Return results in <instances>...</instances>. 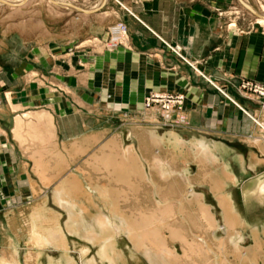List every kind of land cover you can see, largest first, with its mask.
I'll use <instances>...</instances> for the list:
<instances>
[{
	"label": "crops",
	"instance_id": "0c3cea01",
	"mask_svg": "<svg viewBox=\"0 0 264 264\" xmlns=\"http://www.w3.org/2000/svg\"><path fill=\"white\" fill-rule=\"evenodd\" d=\"M119 1L126 7L106 0L93 14L71 17L59 37L54 12L40 33L38 22L0 10V181L8 182L15 196L20 187L30 196L45 193L27 209L6 207L0 199L2 263L20 262L21 240L26 242V258L32 255L40 242L36 232L43 228L55 231L47 243L63 250L65 229L111 247L121 232L131 240L133 236L137 245L145 243L146 234L161 239L156 230H137L147 229L153 220L166 222L168 196L185 194L175 181L184 180L187 160L201 165L216 199L232 197L238 222L247 226L230 190L238 173L264 170V128L259 125L264 124V105L240 92L238 85L243 78L264 83V23L255 22L257 16L244 7L255 18L250 19L252 26L239 17L236 28H226V19L216 17L211 7L235 0ZM118 21L127 27L120 43L114 28V39L108 30ZM77 23L82 28L76 33ZM67 45L74 49L68 62L53 65L56 52L71 49ZM40 73L48 80L60 79L65 90L46 95L38 85ZM178 90L186 98L184 124L160 128L158 114L143 110L142 101L150 92ZM235 124L247 133H236ZM114 126L118 131L108 136ZM106 179L112 185L95 188ZM172 179L173 191L168 192L165 183ZM99 193L108 194L114 207ZM57 196L99 198L103 205L92 198L84 217L101 210L118 232L87 234L79 208L60 207ZM178 207L182 210L181 203ZM253 229L261 235L257 225Z\"/></svg>",
	"mask_w": 264,
	"mask_h": 264
},
{
	"label": "rangeland",
	"instance_id": "374dc122",
	"mask_svg": "<svg viewBox=\"0 0 264 264\" xmlns=\"http://www.w3.org/2000/svg\"><path fill=\"white\" fill-rule=\"evenodd\" d=\"M66 1L83 7V6L94 5V3L97 0H66ZM113 1L120 3V5L122 7L125 6L119 0H113ZM133 1L135 2V0H133ZM248 2L258 12H260V11L264 12V0H248ZM0 10L8 11L7 13L19 12L18 14L21 13L23 17H26V19H28V23L34 24V23L38 22L39 28H40V30H39L40 33H42L43 31L45 32V27H46V23L48 20V15L50 16V15H52L51 13L54 12V22H55L54 23V25H55L54 30H55L57 37H59L63 34L64 29L67 28V26H68V25L66 26V23L68 22V20L71 17L73 18L75 16H77V17L78 16H84V14H78L77 12H72V11H68V10H64L62 8H59L56 5H54L52 2H50L49 0H26L24 2V4H21L19 6H15V7L14 6L1 5ZM211 11H212V13H214V15H216V17L226 19V22H225L226 28H236V26L238 24V18L239 17H241V20L242 19L247 20L248 28L252 26L251 22L253 23V21H255L254 17H253L254 19L249 18V16H248L249 13L244 9V6L241 5L239 0L232 1V2L227 3V4H223V3L215 4V6L211 7ZM109 13H110V11H108V14ZM108 14H106V15H108ZM85 15H88V14H85ZM250 19L253 21H251ZM255 22H257V21H255ZM74 25H76V26H74ZM73 26H74V28H73L74 31L77 33L82 28L81 27L82 23L73 24ZM116 26H119V21L115 22L114 24H111L108 28L109 34H110V36L113 37V39H114V36L112 34L111 28H115ZM125 38H124V36H120L118 39L119 43H120V41L123 42ZM91 41L93 42V39H91ZM78 45H79V43L75 44L73 47L76 48ZM68 47H71V49L69 48L70 50H68L66 52H62V53L56 52L55 53V55L53 57V61H52L53 65L56 64L57 66H59L60 64H62L61 61L68 62V58H70L69 56L72 55L74 52V49H72V45H69V46L67 45V48ZM40 55L42 56V54H40ZM76 65L77 66L82 65V63L79 61V59L76 60ZM62 69H64V68H62ZM50 71H52V74L54 73V75H56V73H57V75H59L58 74L59 70H57V69L56 70L51 69V70H49V72ZM47 76H52V75H47ZM60 76H63V74L60 73ZM33 77L35 78L36 74ZM45 77L46 76H43L42 73L39 74V76H38L39 84L38 85L42 84V86L45 87L44 91H45L46 95L53 94V93H59V92L62 93L63 90H65L64 85L59 86L61 84L60 79L57 80L56 77H52V79L48 80ZM32 85H36V84L32 83ZM34 87H36V86H34ZM238 90L240 92H243L247 96H252V97L257 98L260 101V103L262 105H264V99H261L262 96L260 94V93L264 92V83H261V82H258L256 80H252L249 78H243L242 82L238 85ZM150 93H152V94L157 93V94H173V95L178 94V95H182L184 98V104L186 105L185 94L182 91H179V90L178 91H160V92L155 91V92H150ZM150 93H148L146 96H148ZM145 97H144V99H145ZM143 103H144V100L142 101V107H143ZM144 109L145 108H143V110ZM185 111L183 113H186ZM155 113L158 114V118H159V124L158 125L160 128H171V127H174L177 125L179 126V125L184 124V122H181V121L180 122L176 121L173 124H165L163 117L161 116L160 112L157 110V112H155ZM184 121H185V119H184ZM171 125H173V126H171ZM235 128L237 130L236 133H241V134L247 133V129L243 126H240V125L237 126L235 124ZM118 129H119L118 126L117 127L114 126L112 131L109 132L108 136H111L112 134L117 132ZM123 137H124V142L126 143L125 145L129 144L130 143L129 142V134L125 133ZM186 163H187V168H189L188 173L185 174L184 180L175 181L177 183V189L183 188L184 193H185L186 188L184 186V183H188L187 185L191 186V188L195 192L201 193L202 195H204L203 199H201V201H198V202H193L192 204L184 202L185 206L183 207V209L180 212L182 215L178 211L174 210L173 213H171L170 219H168L166 222L162 223V222H158V221L153 220L150 222V226L147 229L143 228V229L137 230V231L142 232V233L146 230L158 231L160 236H161V240L164 243L163 245L160 242H158L154 236L146 234V237L144 238L145 243L143 244L145 247L147 246L145 248L143 245L142 246L140 244L137 245L134 242L133 236H131V237H132V240L134 243L132 242L131 239H129L127 237L126 233L121 232L122 235H119L117 237V243L114 244V248H115L114 250L116 252L115 256L117 257V258L115 257L116 258L115 264H157V262L153 259H157V261L162 263V264H169L168 261L163 257V255H161L159 252L160 250L162 251V248H167L168 250L171 249L175 252L176 255L184 257V253L189 252L188 248H189L190 244H193V241L196 239L203 245V247H205L204 246L205 244L202 243L203 240L204 241L206 240L207 242H209V246L212 249V251L210 253L206 254V256L210 255L211 258L206 257L209 259L207 261L206 258H204L205 254L202 251H200V253H199L200 255L198 257H195V255L191 253L192 256L194 257L192 260L193 262H189L187 264H208L209 261H212L214 258L216 260V257L219 258L220 263L225 258L228 259V261H231V259L233 258V261H236L237 264H264V197H262V199H259V198H255V197H247L246 198L243 196V189H244V186L247 184V182L254 176L263 175L264 170L259 172L256 175H252L249 171H247L244 174L238 173L237 182L235 183V185H231L232 188L230 191L232 192V194L236 200V203L240 207L242 214L244 215V218L247 221L246 222L247 223L246 228L241 230L242 236H243L241 241H240L241 246H242V251L239 252V259L234 260V257H235L234 254L235 253H233L232 244H230V243L228 244L229 249L226 248L227 252H225V253H223L222 249L220 250V247H217L219 245L214 244L215 245L214 246L212 244L213 242H211V239L207 238L209 236H207L206 229L203 227V226H205V223L202 224L200 222V220L198 221V218L200 216L198 217V215H195V214H197L198 211L200 213L199 208H200V205L202 203L204 206L207 207L208 211H210L211 213L213 212V214L216 216V221L218 223L217 224L218 227L216 229V235H217L218 239L225 236V232L222 230L223 221H222V217H221L220 205L217 202L216 197L212 195L211 191L209 190V187L207 186V182L205 181V179H204L205 177L202 173L201 165L197 166L196 163H192L190 160H187ZM183 170L186 171V169H183ZM112 182H113L112 180L110 181V180L106 179L105 183L103 185L96 184L95 188H97V186H103V187L108 188L107 184H111ZM137 182L139 183V181H137ZM171 182H174V180L173 179L168 180L165 183V187L168 188V192H170V190L173 191L172 189H170ZM152 183H154V182L152 181ZM140 184H141V182H140ZM137 188L138 187H136V189ZM0 189L2 190V195L0 196V199L2 201V204L6 207H9V206L15 207L16 206L17 208L27 209L28 207H30L34 203L41 201L45 195V193H41L40 195L30 196V194L26 191L25 188L20 187V191H18L17 195L15 196L13 187H11L10 184L8 182H5V181L4 182L0 181ZM50 189L51 188H49L48 191H50ZM94 192L95 191L92 190L91 193H94ZM186 194L187 193H185L184 195H186ZM170 197L171 198L167 200L168 202L171 201L174 196H170ZM92 198L94 200H96L100 205H103V203L101 202V200L99 198H97L95 196H93ZM122 198H120V200ZM123 199L126 200L125 198H123ZM129 199H133L132 196L129 197ZM8 200H10V201H8ZM147 203L148 202H145L144 206H147ZM192 207H195L196 209L195 208L192 209ZM152 210H153V206L151 207L150 211H152ZM193 210H198V211L194 212ZM92 211H94L93 208H92ZM175 211L177 213H175ZM182 211H183V213H182ZM190 213H192L193 215H191ZM55 214H57V213H55ZM187 215L188 216H190V215L194 216L195 215V217H193V218L196 219V217H197V223H195V221H196L195 219H194V222L192 223V220L189 219L192 217H188ZM182 216L184 217V219ZM176 217L181 218V219H177ZM60 218H61L62 225L64 226L65 220H66V214L64 211H62L60 213ZM183 220L187 224L186 223L184 224ZM176 221L179 223H176ZM67 222H68V217H67L66 223ZM170 222H172L171 224H173V227L171 229L168 227ZM59 223H60V220H59ZM181 225H184V226H181ZM252 225L258 226V228L260 229V233H261L260 236L263 239V242L261 245L262 247L257 249V251H254V252L251 251V248L254 246V238L252 237V233H251L252 232ZM199 226H201V227H199ZM171 230L173 232V236L171 235V232H170ZM65 232L67 235L66 236L67 237V239H66V242H67L66 243V253L63 252V248L61 246L49 244L53 247H48L49 245H47L48 249H47V247H45V250H44L45 253L43 255H41V257H40V260L44 264H49L48 261L46 260L48 257L52 258L56 261V262L54 261V264H58L59 262H57V261H59L63 258L64 253L66 254L67 258H69V260L71 261L69 264H112L108 260L104 259V257H100L98 255L99 241L93 242L90 239L81 237V236H79V235H77L71 231H68L66 229H65ZM148 235H149V237H148ZM214 240L216 241V239H214ZM114 242H115V240H114ZM25 243H26L25 240L24 241L23 240L18 241L19 253H20L19 254V257H20L19 263H21V264H35L34 260H33L34 256L31 258L30 257L26 258V256L28 255V254L26 255V251H28V250L25 248ZM185 246L187 247V249L185 248V250H184ZM150 249L154 253V254H152L151 257L149 256V252H148ZM34 252H35V250L33 249V253ZM225 254H226V257H225ZM222 255H224L223 256L224 258L222 257ZM42 256H44V257H42ZM213 256H215V257H213ZM64 263L67 264V262H64ZM171 264H180V263H179V261L173 259Z\"/></svg>",
	"mask_w": 264,
	"mask_h": 264
},
{
	"label": "bare ground",
	"instance_id": "6f19581e",
	"mask_svg": "<svg viewBox=\"0 0 264 264\" xmlns=\"http://www.w3.org/2000/svg\"><path fill=\"white\" fill-rule=\"evenodd\" d=\"M25 1L26 0H0V6L1 5L19 6L21 4H24ZM49 1L52 2L54 5H56L57 7L62 8L64 10H68V11H72V12H77V13H84V14H92V13L97 12L99 10V8L102 7L105 4V2H106V0H99L97 3H95L94 5H91L90 7H81V6L75 5L73 3H70V2H68L66 0H53V1H56V2L61 3L62 6H58V4L54 3L52 0H49ZM244 1L246 3H248V4H250L248 2V0H244ZM72 5L81 7L83 9H92L93 12L74 11V10H72V9H70L68 7V6H72ZM242 5L246 8V6L244 4H242ZM250 6H252V5L250 4ZM248 11L250 13H252L253 15H255V16L258 17L256 19V21L258 23H264V15L263 14H261L257 10L256 11L260 15H256L253 12H251L250 10H248ZM113 32L115 34V37H117V38H119L120 36H124V38H125L127 36L126 35L127 30H125V29L122 30L121 27H120V25L119 26H116L113 29ZM175 51L178 53V49L177 48L175 49ZM242 111H244L247 115H249L246 110L242 109ZM185 118L186 117L184 116V118H182L179 121L184 122V119ZM259 125L262 128H264V124L263 123H259ZM167 171H168V173L170 172L169 169ZM185 174L186 173H184V176H185ZM187 184L188 183H186L184 186L186 188V192L185 193H187L188 195L187 194L186 195H183L182 198L181 197H177V198L173 197V199L171 201H169V202L167 201V205L165 206V210H166V221L168 219H170L171 213H173L174 210L178 211L179 213L181 212L180 208L178 207V205L180 203L182 204V209H183V207L185 206L184 205V202H187V203H191L192 204L193 202H198V201H201V199H203V196L201 194H198L195 191H193V189L191 188V186H189ZM251 193L253 194L254 197H262L264 195V173L261 176H257L256 178L250 179L247 182V184L244 186V195L246 197H253V196H251L252 195ZM99 197L100 198H103V200L105 201V203L108 204L110 206V208L111 207H114L113 204H112V199H111V197L108 194H106V193H99ZM170 198L171 197L168 196L167 200L170 199ZM179 198H181V200ZM54 199L57 201V204L58 205H60L61 207L65 208L66 210L72 209L75 206H77V208H79L81 218H82L83 222L86 225V232H87V234L99 233L98 231H100V232H116L117 231V227H118L117 224H111L110 221H109L108 216H106L103 213V211H101V210H99V211L97 210V214H95L93 217H91L89 219H87L88 217L87 218L84 217L85 214L88 213L84 209H86L88 206L92 205L91 204L92 203V198L91 197H86V196H80V197H60V196H57ZM84 199L86 201H88V202H85ZM217 201H218V203L220 205L221 210L224 211V213L221 211V217H223V218L225 217V221H223V223H222V230L225 232V236L224 237H221V238L218 239V237L216 235V229L218 227L217 226L218 223L216 221V217L213 214V212L211 213L210 211H208V209H207L206 206H204L201 203L200 208H199L200 209V213H199L198 210H193V211L194 212L198 211L197 214H195V215H198V217L200 216L198 218V221L200 220V222L202 224L205 223V226L206 227L203 226L202 224L201 225L206 229L207 236H209L207 238L208 239L209 238L211 239V242H213L212 244L213 245L214 244L219 245V246H217V245L216 246L217 247H220V250L222 249L223 253L227 252L226 251V248H228V244L229 243L232 244V250H233V253H235L234 254V256H235L234 257V260H237V259H239V252L242 251V246H241V242L240 241H241V239H242L243 236H242L241 230L244 229L245 227L238 222V217H237L238 216V213L235 210V205H234V202L232 201V197L226 196V195H220L219 197H217ZM193 208H195V207H192V209ZM176 211H175V213H177ZM182 213H183V211H182ZM190 214L193 215L192 213H190ZM191 215L190 216L187 215V216L188 217H192V218L195 217V215L194 216H191ZM192 218H189V219H191L192 220V223H193L195 218H193V219ZM177 219H181V218H177ZM183 219H184V217H183ZM195 220H196L195 223H197V217H196ZM171 223L172 222H170V224L168 225V227L170 229L173 227V224H171ZM176 223H179V222L176 221ZM183 223L185 224L186 222L184 221ZM236 223H238V224H236ZM181 226H184V225H181ZM199 227H201V226H199ZM55 230H58L59 231V229H57V228H55ZM258 231L259 230L256 231L255 229H253L252 232H251L252 233V237L254 238V246L251 248V251H253V252L254 251H257V249H259V248L262 247L261 245H262L263 239L260 236V234H259ZM54 232L55 231L52 230V229H50V228H43V229L39 230L38 232H36L37 238L40 240V242L34 247L35 252L32 255H29L28 256L30 258L34 256V259L33 260H34V263L35 264H44L40 260V257H41V255H43L45 253L44 252L45 247H47V245H49L47 243L48 242V238L50 236H52L54 234ZM170 232H171V235L173 236L172 230ZM153 236L162 245L164 244L162 242V240L159 239V237L155 233H154ZM214 239H216V241ZM140 240H142V239H140ZM202 243L205 244L204 245L205 247H203V245L197 239L194 240L193 241V244H190V246L188 248L189 249V252L184 253V257L183 256L181 257V256L176 255L173 250H171V249L168 250L167 248H162V251L160 250L159 252H160L161 255H163V257L168 261L169 264H171V262L173 261V259L179 261L180 264H187L189 262H193L192 260H193L194 257L192 256V254H194L195 257H198L200 255L199 254L200 251H202L205 254L204 258H206V257L211 258L210 255L209 256H206V254H208V253H210L212 251V249L209 246V242H207L206 240L205 241L203 240ZM113 248L114 247H111L110 245H107V244H103L102 241H100L99 247H98V255L100 257H104V259L108 260L110 263L115 264V260H116L117 257L115 256L116 255V252H114V249ZM185 248L187 249L186 246L184 247V250H185ZM63 252L66 253V249H64ZM148 252H149V256L150 257L152 256V254H154L151 249ZM65 253L63 254V258L64 259L62 258L61 260L57 261V262H59L58 264H61V263L62 264H66L64 262H67V264H69L71 262L69 260V258H67V256H66ZM223 256L224 255H222V257ZM42 257H44V256H42ZM213 257H215V256H213ZM225 257H226V254H225ZM208 258H206L207 261L209 260ZM46 260L48 261L49 264H54V261H55L54 259L49 258V257ZM153 260H155L157 262V264H162V263L158 262L157 259H153ZM0 264H19V262H17V261L16 262L10 261V262H3V263L0 262ZM208 264H237V263H236V261H233V258L231 259V261H228V259L225 258L220 263L219 258L216 257V260L214 258L212 261H209Z\"/></svg>",
	"mask_w": 264,
	"mask_h": 264
},
{
	"label": "built area",
	"instance_id": "2783aa9c",
	"mask_svg": "<svg viewBox=\"0 0 264 264\" xmlns=\"http://www.w3.org/2000/svg\"><path fill=\"white\" fill-rule=\"evenodd\" d=\"M119 25L122 30H127V27L123 22H119ZM171 50L173 51V49ZM260 94L262 96L261 99H264V92ZM143 108L155 112H157L158 110L161 116L163 117L165 124H173L174 122L181 120L182 118H184L185 113L183 112L186 110L184 98L182 95L157 93H150L148 96L145 97Z\"/></svg>",
	"mask_w": 264,
	"mask_h": 264
},
{
	"label": "water",
	"instance_id": "95a60500",
	"mask_svg": "<svg viewBox=\"0 0 264 264\" xmlns=\"http://www.w3.org/2000/svg\"><path fill=\"white\" fill-rule=\"evenodd\" d=\"M53 1V0H52ZM242 4H244L246 6V8L248 10H250L251 12H253L256 15H260L255 9L254 7L250 6V4L246 3L244 0H239ZM54 3L58 4V6H62L61 3L53 1ZM70 9L74 10V11H83V12H93L92 9H83L81 7L72 5V6H68ZM67 7V8H68Z\"/></svg>",
	"mask_w": 264,
	"mask_h": 264
}]
</instances>
